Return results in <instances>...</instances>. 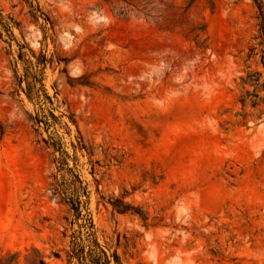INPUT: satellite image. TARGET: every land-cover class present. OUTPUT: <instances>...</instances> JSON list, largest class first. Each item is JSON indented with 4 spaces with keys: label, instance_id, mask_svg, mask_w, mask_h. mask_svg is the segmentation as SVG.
Returning a JSON list of instances; mask_svg holds the SVG:
<instances>
[{
    "label": "rangeland",
    "instance_id": "obj_1",
    "mask_svg": "<svg viewBox=\"0 0 264 264\" xmlns=\"http://www.w3.org/2000/svg\"><path fill=\"white\" fill-rule=\"evenodd\" d=\"M0 264H264V0H0Z\"/></svg>",
    "mask_w": 264,
    "mask_h": 264
},
{
    "label": "trees",
    "instance_id": "obj_2",
    "mask_svg": "<svg viewBox=\"0 0 264 264\" xmlns=\"http://www.w3.org/2000/svg\"><path fill=\"white\" fill-rule=\"evenodd\" d=\"M70 199H71V197H70Z\"/></svg>",
    "mask_w": 264,
    "mask_h": 264
}]
</instances>
